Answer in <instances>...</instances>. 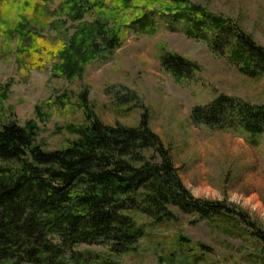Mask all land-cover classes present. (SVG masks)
I'll list each match as a JSON object with an SVG mask.
<instances>
[{"label": "trees", "instance_id": "obj_1", "mask_svg": "<svg viewBox=\"0 0 264 264\" xmlns=\"http://www.w3.org/2000/svg\"><path fill=\"white\" fill-rule=\"evenodd\" d=\"M25 1L36 6L27 7L29 14L14 0L3 7L5 19L19 12L2 34L9 43L18 40V57L27 58L29 68L52 61L55 73L81 76L83 66L111 55L130 33H155L162 20L169 30L177 23L186 35L208 39L213 52L225 55L240 73L264 74V46L228 18L185 0H110V5L106 0H62L53 10L47 0ZM64 20L74 23L71 32ZM37 25H49L55 35L46 38L33 28ZM159 63L180 79L195 80L199 72L195 63L170 52L161 53ZM82 98L85 122L72 129L75 137L66 145L51 150L35 142L33 124L0 121V264H90L100 258L78 250L80 245L121 255L143 236L133 214L152 226L175 223L177 214L235 219L264 244V231L244 212L190 193L169 148L149 127L146 112L135 126L107 125ZM134 98L132 91L114 93L118 105ZM190 120L242 135L256 146L264 134V102L220 92L194 105Z\"/></svg>", "mask_w": 264, "mask_h": 264}, {"label": "rangeland", "instance_id": "obj_2", "mask_svg": "<svg viewBox=\"0 0 264 264\" xmlns=\"http://www.w3.org/2000/svg\"><path fill=\"white\" fill-rule=\"evenodd\" d=\"M10 1L0 0V121L33 124L35 142L51 150L66 145L75 137L72 129L85 122L83 96L107 125L135 126L146 112L149 127L169 148L190 193L244 212L264 231V134L252 146L242 135L196 126L190 120L194 105L205 104L220 92L263 103L264 74L240 73L225 55L213 52L208 39L186 35L177 23L169 30L162 20L155 33H130L111 55L83 66L81 76L68 79L55 73L52 61L40 69L29 68L28 59L18 57V40L12 38L9 43L2 34L19 12L14 10L5 19L1 10ZM14 1L27 14V7H36L25 0ZM61 1L47 0V7L56 9ZM185 1L228 18L264 46V0ZM65 22L63 27L71 32L74 23ZM33 28L46 38L55 35L49 25ZM163 52L195 63L199 67L195 80L164 72L159 63ZM116 91H132L135 98L118 105ZM133 217L143 226V236L125 253L114 256L101 246L77 249L99 255L90 264H264V244L235 219L177 214L175 223L152 226L142 215Z\"/></svg>", "mask_w": 264, "mask_h": 264}]
</instances>
